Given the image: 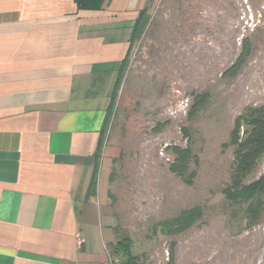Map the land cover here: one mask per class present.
Instances as JSON below:
<instances>
[{
  "label": "rangeland",
  "instance_id": "obj_1",
  "mask_svg": "<svg viewBox=\"0 0 264 264\" xmlns=\"http://www.w3.org/2000/svg\"><path fill=\"white\" fill-rule=\"evenodd\" d=\"M147 16L102 144V155L106 145L115 152L102 169L119 218L113 242L129 237L141 264H264V198L253 223L223 194L237 119L264 106V0H151ZM245 41L248 60L225 77ZM201 94L209 99L195 110ZM174 147L192 149L191 184L170 171ZM263 176L264 156L246 182ZM197 206L203 218L191 229L162 234L160 223Z\"/></svg>",
  "mask_w": 264,
  "mask_h": 264
},
{
  "label": "crops",
  "instance_id": "obj_2",
  "mask_svg": "<svg viewBox=\"0 0 264 264\" xmlns=\"http://www.w3.org/2000/svg\"><path fill=\"white\" fill-rule=\"evenodd\" d=\"M150 2L105 0L89 11L76 0H0V264H107L119 225L102 173L115 157L107 145L88 191Z\"/></svg>",
  "mask_w": 264,
  "mask_h": 264
},
{
  "label": "trees",
  "instance_id": "obj_3",
  "mask_svg": "<svg viewBox=\"0 0 264 264\" xmlns=\"http://www.w3.org/2000/svg\"><path fill=\"white\" fill-rule=\"evenodd\" d=\"M105 0H76L78 8L81 10L99 11L102 10ZM148 9L140 12L134 26L131 48L129 55L124 60L119 78L116 83L109 111L101 132L99 147L94 155L96 161L95 172L89 186L88 196H93L96 192L97 177L100 161L102 158V144L109 123L110 111L113 108L115 99L119 91L121 76L126 66L134 43V39L138 33L140 23L145 24L148 20ZM250 56V47L245 41L243 50L234 64L224 73L225 77L236 76ZM209 99L208 94H201L195 97L194 107L198 110ZM197 107V108H196ZM194 110V111H195ZM231 144L235 148V158L232 165V173L230 183L223 189L226 201L232 204L245 206L247 217L253 223L260 220L263 215V198H264V176L252 183H247L249 176L257 169L258 164L264 156V106L258 108H249L243 113L236 122L232 132ZM174 156V161L170 165V171L188 184L192 183V178L196 173H189L190 164L194 160L192 149H178L174 147L170 149ZM189 174V175H188ZM188 175V179L187 176ZM203 218V210L200 206L184 210L173 219H169L160 223L162 234L167 236H175L182 234L191 229L196 223ZM118 228L115 230L117 234ZM110 254L119 260L120 264H141L140 257L133 251L132 240L129 237L119 239L108 245Z\"/></svg>",
  "mask_w": 264,
  "mask_h": 264
},
{
  "label": "built area",
  "instance_id": "obj_4",
  "mask_svg": "<svg viewBox=\"0 0 264 264\" xmlns=\"http://www.w3.org/2000/svg\"><path fill=\"white\" fill-rule=\"evenodd\" d=\"M77 244H78V247L81 248L82 245H83V240L79 237L78 240H77ZM108 251V262L107 264H120L119 263V260L116 259L115 257H113L111 254H110V251Z\"/></svg>",
  "mask_w": 264,
  "mask_h": 264
}]
</instances>
